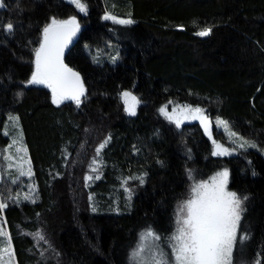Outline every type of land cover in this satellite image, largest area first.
Masks as SVG:
<instances>
[{
    "label": "trees",
    "instance_id": "obj_1",
    "mask_svg": "<svg viewBox=\"0 0 264 264\" xmlns=\"http://www.w3.org/2000/svg\"><path fill=\"white\" fill-rule=\"evenodd\" d=\"M84 2L86 14L63 0H4L0 11V202L8 205L0 219L18 264H130L138 233L151 227L168 237L192 186L225 169L230 190L248 197V264H264V0ZM52 17H75L80 27L65 58L86 89L79 108L73 101L57 107L50 90L26 83ZM8 22L12 34L2 29ZM205 27L209 36L195 35ZM125 91L141 103L135 116L124 111ZM171 103L204 109L257 147L213 156L199 124L177 128L162 116L159 109ZM19 145L31 178L6 170L5 157H18Z\"/></svg>",
    "mask_w": 264,
    "mask_h": 264
},
{
    "label": "snow or ice",
    "instance_id": "obj_2",
    "mask_svg": "<svg viewBox=\"0 0 264 264\" xmlns=\"http://www.w3.org/2000/svg\"><path fill=\"white\" fill-rule=\"evenodd\" d=\"M75 6L80 13H87V4L84 0H68ZM4 0H0V8H4ZM105 20H111L113 23L130 26L135 21L131 18L117 19L115 16L105 14ZM2 29L8 34L14 32L15 26L8 22L2 24ZM79 31V24L75 17L69 19L58 20L55 17L50 19V23L46 24L42 29V40L39 47L35 49V70L32 72L30 79L26 82L28 85H43L51 92V103L59 107L66 100H71L79 108L84 99H86V89L80 74L68 67L64 63V52L71 43L72 38ZM212 32L211 27H205L195 33L196 36L206 37ZM119 59V53L110 57L111 63L115 64ZM121 99L124 103V111L129 116L136 115V105L139 103L135 96L125 91L121 93ZM131 101V102H130ZM169 122L175 123L179 128L184 119L191 118L200 121L205 133L212 139L210 132V121L199 107L192 108L182 106L181 115L169 114L166 107L159 109ZM13 117L9 116V120ZM221 123H225L221 121ZM7 134V133H5ZM237 136L236 133H232ZM237 139L243 141L239 147L244 148L245 145L256 148L257 145L245 141L243 137L237 136ZM111 140L109 135L96 148V155L99 156L107 143ZM15 144V141H13ZM214 150L213 156L230 155L231 150L225 148L221 144H217L213 140ZM11 147V146H10ZM134 153L139 149L133 145ZM17 153L25 151L20 147L16 149ZM6 160H19L17 171L20 176L33 175L28 161L27 171L24 170V157H5ZM163 165L162 161H157ZM93 165H98L99 161L93 159ZM9 168L12 167L10 163ZM91 171L98 172L97 167H92ZM255 174V173H253ZM143 176L138 177L140 184L144 183ZM228 170L225 169L218 172L208 183L194 184L191 188V195L180 205V214L176 221V229L168 237H162L151 227L141 230L134 245L129 251L130 264H234V251L238 243L248 238L247 233L239 235V225L242 214L246 210L245 201L248 197L242 196L235 191L227 190ZM99 174L95 179H99ZM191 179V172H189ZM92 176H86L85 180H92ZM11 183L15 184L13 179ZM126 183V181H125ZM125 192H131V189L125 187ZM35 193L31 196L26 195L25 199L35 203ZM89 200H92L91 195ZM8 205L0 202V211ZM96 211V208H92ZM0 235H3L0 230ZM39 240H44V236L40 233L36 234ZM163 241V243H162ZM8 247L0 251H10L11 241H8ZM170 249L169 251H166ZM54 251V250H53ZM43 256V252L41 253ZM58 255V254H57ZM2 258V257H0ZM259 264V261L256 262Z\"/></svg>",
    "mask_w": 264,
    "mask_h": 264
},
{
    "label": "rangeland",
    "instance_id": "obj_3",
    "mask_svg": "<svg viewBox=\"0 0 264 264\" xmlns=\"http://www.w3.org/2000/svg\"><path fill=\"white\" fill-rule=\"evenodd\" d=\"M2 9L3 8H0V11ZM117 19H122V18H117ZM79 30H80V27H79ZM35 86H39V87H42V88L47 89L43 85H35ZM47 90H49V89H47ZM131 95L134 96L132 93H131ZM66 101H64V103ZM140 106H141V103L139 101V103L136 105V113H137V111H138V109H139ZM182 106H188V105H180V104H177V103H171V104H168L166 106V109H167V111H168L169 114L181 115L180 109H181ZM188 107H191V106H188ZM192 108H196V107H192ZM200 109H202V108H200ZM202 110H203V113L208 117L206 111L204 109H202ZM162 116L164 118H166L163 114H162ZM208 119L210 121V132H211V136H212V139H210V141L212 142V144H213V140H214L217 144H221L225 148H228V149L231 150V154L230 155H222V156H224V157H232V156L237 155L240 150L242 151V150H246V149H251V147H248L247 145H245L244 148L239 147V145L243 141L237 139V136H239V135H237V136H233L232 135L233 132L230 130V128H229V126H228V124L226 123L225 120H223L221 118H216L214 120H211L209 117H208ZM221 121H223L225 123H221ZM172 124L175 125V123H172ZM192 124H199L201 126L199 120L187 118V119H184L183 120V122L181 123V126L180 127L186 126V125H192ZM203 130H204V128H203ZM216 134L219 135V139H221V136H222V139L221 140H219V139L217 140L216 139V136H215ZM207 137L209 138L208 135H207ZM213 146H214V144H213ZM20 147H22V146L19 145L18 148H20ZM19 156H23L24 157V161L25 162H24V165L23 166H27L28 164H27V154H26V150L23 151V152H21V153H19ZM10 163L12 164V167L13 168H17V164L19 163V160L18 161L17 160L16 161L15 160L14 161H10L9 160V162L7 161L6 162V170L7 171H9V170L12 169V168H9L8 167V165ZM0 181H1V173H0ZM209 181L203 182V183H208ZM229 182H230V175L228 176L227 190L228 191H232L229 188ZM195 184H199V183H195ZM20 188L21 189H26V191H28L26 194H28L29 196H31V194L34 193L33 189H30L29 187L23 186V184L20 185ZM190 195H191V192H190ZM190 195H189V197H190ZM179 214H180V206H179V208L176 211V221L178 219ZM244 217H245V211L243 212L242 219L240 221V225H239V235H243L244 233H247L248 238L246 240H244L242 242V244L241 243H238L237 244L236 249L234 251V264H248L249 263V259H250V256L249 255H250V252H251V250H250V242L252 240V237H251V234L252 233L250 231H245V227H244ZM176 227H177V225L175 224V229H176ZM0 230H2V232H3V235H0V250H2L3 248H6V247L9 246L8 245V241L10 240V236H9L8 231H7L6 223H5L4 219H3V217H2V219H0ZM10 251L12 253L11 256H9L8 252L0 251V257H2V258H0V264H18V261H17V258L15 256V252H14L12 243H11V246H10ZM166 251H169L170 252V249H167L166 248Z\"/></svg>",
    "mask_w": 264,
    "mask_h": 264
},
{
    "label": "water",
    "instance_id": "obj_4",
    "mask_svg": "<svg viewBox=\"0 0 264 264\" xmlns=\"http://www.w3.org/2000/svg\"><path fill=\"white\" fill-rule=\"evenodd\" d=\"M63 1L69 3L68 0H63ZM77 38H78V32H77L76 35L72 38V41H71V43H69L68 47L65 49L64 57H63V59H64V63H65V58L67 57V55L70 53V51H71L72 48L74 47V45H75V43H76V41H77ZM65 64H66V63H65ZM67 101H71V100H67Z\"/></svg>",
    "mask_w": 264,
    "mask_h": 264
}]
</instances>
